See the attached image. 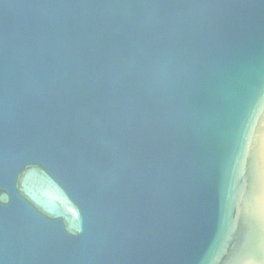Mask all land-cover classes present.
<instances>
[{
    "label": "water",
    "instance_id": "95a60500",
    "mask_svg": "<svg viewBox=\"0 0 264 264\" xmlns=\"http://www.w3.org/2000/svg\"><path fill=\"white\" fill-rule=\"evenodd\" d=\"M0 264H264V0H0Z\"/></svg>",
    "mask_w": 264,
    "mask_h": 264
}]
</instances>
